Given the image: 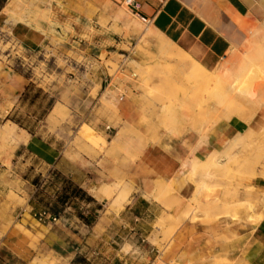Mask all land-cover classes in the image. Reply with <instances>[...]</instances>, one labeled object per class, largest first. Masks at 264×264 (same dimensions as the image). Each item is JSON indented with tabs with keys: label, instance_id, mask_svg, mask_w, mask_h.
I'll return each instance as SVG.
<instances>
[{
	"label": "rangeland",
	"instance_id": "obj_1",
	"mask_svg": "<svg viewBox=\"0 0 264 264\" xmlns=\"http://www.w3.org/2000/svg\"><path fill=\"white\" fill-rule=\"evenodd\" d=\"M1 4L5 11L0 18V132L10 130L13 136L0 133V199L13 204L12 216L22 210L39 216L54 204L64 180L89 176L87 191L99 200L71 199L58 209L63 229L82 231L76 243L93 248L86 256L95 264H179L167 262L164 253L197 188L203 203L217 200L220 206L213 214L198 213L197 219L185 220L211 223L233 215L238 221L260 220L264 190L252 182L264 178V120L252 124L223 151L209 155L214 162L224 161L210 168L209 177L205 170H193L196 190L181 212L175 190L164 196L155 191L160 205L145 202L129 172L148 142L158 141L163 133L194 132L205 138L221 120L251 121L264 110V25H252L225 59L207 69L178 46L179 51L171 52L166 42L171 39L151 22H143L124 0H0ZM18 22L43 31L44 43L29 47L12 30ZM169 80L182 85L179 92L156 87ZM176 94L177 102L163 105ZM121 130L125 140L115 147ZM35 141L50 147L47 155L33 150ZM58 155L62 160L53 164ZM69 161H79L90 171ZM170 185L174 189V182ZM104 186L115 190L98 197ZM120 189L129 192L123 204ZM215 190L222 195L203 199ZM147 199L151 201L150 196ZM79 214L96 221L82 223ZM169 214L176 217L172 220ZM14 224L37 249L38 239L16 218L1 228L0 242ZM30 264H56V259L37 253Z\"/></svg>",
	"mask_w": 264,
	"mask_h": 264
},
{
	"label": "crops",
	"instance_id": "obj_2",
	"mask_svg": "<svg viewBox=\"0 0 264 264\" xmlns=\"http://www.w3.org/2000/svg\"><path fill=\"white\" fill-rule=\"evenodd\" d=\"M136 1L139 4V15L149 17L157 30L207 69H213L225 59L252 25H264V0ZM3 9L0 10V18L3 16ZM12 30L29 47H39L45 41L43 31L26 23L18 22ZM263 120L262 109L251 121L237 117L219 121L205 138L194 132L183 136L163 133L158 141L148 142L129 172L130 181L136 191L144 192L140 196L145 202L159 205V201L154 199L156 182H174L175 197H179L180 202L176 208L181 212L184 201L196 190L195 184L187 180L191 171L190 158L223 151L238 136L249 130L252 124ZM61 158L60 155L54 157L53 164H58ZM85 160L87 164H91L90 160ZM69 162L90 171L89 167L80 165L79 161ZM72 181L95 200H99L87 191L86 186L92 181L89 176L85 180L72 177ZM252 186L264 190V178L253 180ZM221 195V192L215 190L207 192L203 199L208 201ZM148 196L151 201H148ZM12 215L13 204L4 203L0 199V230L16 218L26 233L38 239V245L37 249L32 247L31 239L14 224L1 239L0 264H30L37 253L52 255L56 264H95L86 256L93 253V248L89 250L90 248L76 243L82 231L63 229L66 226L61 222L60 216L56 222H41L36 212L22 210L16 217ZM259 217L257 223L250 220L238 221L228 216H221L211 223L185 220L175 231L164 258L169 263L176 261L179 264H264V211ZM77 219L82 221L79 217ZM139 219L136 216V220ZM149 231L152 229L148 233ZM136 234L135 229L133 235ZM74 239L76 241L72 243ZM131 248L132 253L137 252L136 247ZM121 253L122 248L118 251V254Z\"/></svg>",
	"mask_w": 264,
	"mask_h": 264
},
{
	"label": "bare ground",
	"instance_id": "obj_3",
	"mask_svg": "<svg viewBox=\"0 0 264 264\" xmlns=\"http://www.w3.org/2000/svg\"><path fill=\"white\" fill-rule=\"evenodd\" d=\"M47 1V0H46ZM4 11H5V8L3 9ZM7 11H10V12H12L11 11V9H6ZM8 13V12H7ZM5 15V14H4ZM124 17H125V15H124ZM17 20L19 19V18H16ZM126 19V21H128V18H125ZM130 19V18H129ZM53 28V27H52ZM147 30V29H146ZM57 32V31H56ZM143 34H145V32H143ZM166 42H168V44H167V46L169 47V49L171 48V52L173 51V50H176V49H178V48H176L177 47V45L173 42V41H171V40H166ZM178 51H179V49H178ZM183 51V50H182ZM173 52H175V51H173ZM177 53V52H176ZM185 54V53H184ZM241 64V63H240ZM161 67V66H160ZM191 73V72H190ZM211 73V72H210ZM149 75L152 77V75H154V73H153V71H151L150 70V72H149ZM213 75V74H212ZM217 75V77H218V73L216 72L215 73V76ZM189 76V77H188ZM192 76V75H191ZM179 77V76H178ZM184 77V76H183ZM187 78H190V75H187L186 76ZM157 86L156 87H159L160 89L161 88H163V87H165V86H167V87H169V88H172V89H174L175 91L177 90H179V87L180 86H182V85H180V84H178V82H176V81H170L169 80V82H162V81H160V82H158V84H156ZM155 87V88H156ZM235 87V86H234ZM158 88V89H159ZM183 88V87H182ZM206 90H207V87L205 88ZM234 90V89H233ZM235 91H236V88H235ZM179 92V91H178ZM181 92H182V90H181ZM229 94H230V92H228ZM233 95H235L234 93H232ZM232 94H230V95H232ZM178 95H179V93H178ZM178 99H180V98H178V96H177V94L176 95H173V96H170V97H168L167 98V100L163 103V105L165 104V105H168V104H173V103H175V102H177L178 101ZM116 109V108H115ZM171 119V118H170ZM15 126H16V124H14ZM1 133V136L3 135V136H7V137H11V136H13L11 133V131L10 130H5L4 132H0ZM1 138V137H0ZM5 138V137H4ZM6 139V138H5ZM5 139L3 140V142L5 141ZM129 139H130V137H129ZM132 139V138H131ZM125 140V134H124V131H119V133L116 135V137H115V147H119V146H121V144H122V142ZM7 142V141H6ZM32 148H33V150H35L36 152H38V154H40V155H47L48 154V151H49V146L48 145H46L45 143H43V142H40V141H35L34 143H32ZM139 151V150H138ZM209 156V155H208ZM208 156H205V157H196L195 156V158L193 159V160H191L190 159V161H191V163H190V167H191V171H190V173H189V175H188V177H187V180L189 181V182H193V180H194V177H195V174H194V172H193V170L194 169H202V170H205V174H207V176L208 175H211V170H210V168H214V167H218V166H222L224 163V161L222 162L221 160L220 161H218V162H214L212 159H214V158H212V157H208ZM225 156H227V155H225ZM219 158V157H218ZM227 158V157H226ZM225 158V159H226ZM217 160H219V159H217ZM213 173V172H212ZM209 177V176H208ZM211 177V176H210ZM105 187V186H104ZM119 187V186H118ZM199 187V186H198ZM107 187H105V188H103V192L102 191H100V192H98V197H102V194H103V196H106V195H108V196H110L113 192H114V190L112 189V188H107ZM121 188V187H120ZM101 189H102V187H101ZM119 189V188H118ZM171 190H174L173 189V185H170V183H166V184H162V183H158L157 185H156V193H157V195H159V196H164L166 193H168L169 191H171ZM202 192V190H201V188H197V191L194 193V195L189 199V202H188V204L186 205V208H185V210L182 212V215L180 216V220L178 221L179 222V224L177 225V226H175L173 229H172V231H171V234H173L175 231H176V229L181 225V223L185 220V218H188V217H196V219H197V215H198V213L200 214V213H202V214H204V215H210V214H213V212L214 211H216V210H218V207L220 206L219 204H217L218 202H217V200H215V201H211L210 203H203L201 200H200V193ZM128 195H129V192H126V191H124V189H120V194H119V197H120V199H121V203L123 204V203H125V201L127 200V198H128ZM171 198V197H170ZM179 198V197H178ZM173 200V199H172ZM182 200H183V198H182ZM175 201V200H174ZM180 201H181V199H180ZM166 202V201H165ZM185 202V201H184ZM187 202V201H186ZM180 203V202H179ZM222 203V202H221ZM220 203V204H221ZM174 204H176V203H173L172 205H174ZM225 204H227V203H225ZM224 204V205H225ZM179 205V204H178ZM232 205V204H231ZM240 205H243V204H240ZM223 207H225V206H223ZM239 207V206H238ZM242 207V206H241ZM232 208V207H231ZM180 210V209H179ZM249 210V209H248ZM221 211H224V210H221ZM232 211V210H231ZM224 213H226V212H224ZM222 214V213H221ZM228 214H230V213H228ZM218 215V214H217ZM171 219L172 218H175L176 216H174L173 214H169L168 215ZM232 216V215H231ZM167 217V216H166ZM166 217H165V220H166ZM203 217V216H202ZM220 217V216H219ZM251 217V216H250ZM235 218H236V216H235ZM213 219V218H212ZM218 219V218H217ZM233 219H234V215H233ZM173 220V219H172ZM194 220V219H193ZM161 221H163V220H161ZM161 221L160 222H158L159 224L161 223ZM202 221V220H201ZM167 222V221H166ZM157 223V224H158ZM203 223V222H202ZM255 223H257V222H255ZM162 224V223H161ZM171 228V227H170ZM179 229V228H178ZM170 231V230H169Z\"/></svg>",
	"mask_w": 264,
	"mask_h": 264
},
{
	"label": "trees",
	"instance_id": "obj_4",
	"mask_svg": "<svg viewBox=\"0 0 264 264\" xmlns=\"http://www.w3.org/2000/svg\"><path fill=\"white\" fill-rule=\"evenodd\" d=\"M3 8V4L0 5V10ZM64 187L58 193L57 198L54 201V204L51 205V208H47L44 212H48L55 217H59L61 210L58 208L60 205H69L71 199L76 200H85L87 202H95L96 200L91 197L85 190L80 188L71 180H64ZM78 217L87 225L93 224L96 221V218L93 216H85L79 214Z\"/></svg>",
	"mask_w": 264,
	"mask_h": 264
},
{
	"label": "built area",
	"instance_id": "obj_5",
	"mask_svg": "<svg viewBox=\"0 0 264 264\" xmlns=\"http://www.w3.org/2000/svg\"><path fill=\"white\" fill-rule=\"evenodd\" d=\"M124 3L132 10V11H139V4L136 0H124ZM139 15V14H138ZM141 20L145 23H150L151 19L149 17H146L144 15H139ZM39 221L45 222L46 219H49L50 221H57L58 217L53 216L52 214L48 212H43L42 214H39L38 216Z\"/></svg>",
	"mask_w": 264,
	"mask_h": 264
}]
</instances>
